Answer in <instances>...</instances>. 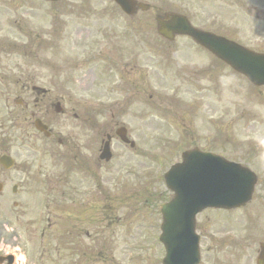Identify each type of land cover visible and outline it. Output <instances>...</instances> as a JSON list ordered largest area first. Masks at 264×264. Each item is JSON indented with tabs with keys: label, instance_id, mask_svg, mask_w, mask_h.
I'll use <instances>...</instances> for the list:
<instances>
[{
	"label": "flooded vegetation",
	"instance_id": "flooded-vegetation-1",
	"mask_svg": "<svg viewBox=\"0 0 264 264\" xmlns=\"http://www.w3.org/2000/svg\"><path fill=\"white\" fill-rule=\"evenodd\" d=\"M150 4L149 10L137 9L131 17L119 14L112 10L106 15L103 22L96 28L82 29L74 37L65 41V70L67 72L79 71L73 77L78 89L85 94L99 96L94 105L83 98L73 105H79V113L74 116L80 119V131L84 141L76 144L72 136H68L64 143L66 149L78 161V167L88 172H98L101 161L96 160V153L100 151L99 137L85 136L91 130L136 127L135 119L144 118V110H135V106L143 105V97L158 82L154 73L159 62L164 57L152 56L161 54L164 49H177L175 54L183 55L187 49L193 47L201 55L207 52L197 46L193 41L154 40L151 36L152 18L166 20L172 13L193 14L196 0H146ZM254 11L260 18L259 32L256 39H264V0H253ZM120 16L123 25L115 24ZM116 19V20H115ZM118 21V20H117ZM122 28L118 34L117 29ZM182 59V57H180ZM191 73L195 78L208 80L214 75L212 61L197 60L193 63ZM182 75H188L189 69L182 68ZM3 80V78L0 77ZM19 87L18 94L32 98L35 108L48 114V107L58 103L54 99L52 83L38 88V74L27 66L19 67L16 77ZM63 93L69 95L70 80L63 84ZM104 109L108 111L104 112ZM66 112L68 110H65ZM44 118V117H43ZM141 127H147L144 122ZM78 151V153H76ZM91 159L93 164L91 165ZM202 264H254V255L257 249L253 248V240L246 238H233L224 232H203L201 234Z\"/></svg>",
	"mask_w": 264,
	"mask_h": 264
},
{
	"label": "rangeland",
	"instance_id": "rangeland-1",
	"mask_svg": "<svg viewBox=\"0 0 264 264\" xmlns=\"http://www.w3.org/2000/svg\"><path fill=\"white\" fill-rule=\"evenodd\" d=\"M92 7H94L92 5ZM10 18V17H8ZM241 22H243L242 20H240ZM244 23V22H243ZM245 24V23H244ZM246 30V35H249L250 32V28L249 27H245ZM224 77L222 78H217V80H214V87L217 84V81L219 80V82H221L220 80H222ZM229 82H226V84L230 87V88H243L242 85L238 82V80L230 75V79H228ZM231 82V83H230ZM224 84V83H223ZM161 92V94L156 98V101L159 100V98H161L163 96V91H158ZM264 101V95L261 96V98ZM210 106V108H208ZM215 102L213 99L212 104H207L204 105L201 108V111L198 110L197 115L195 117L192 118V120L195 122L196 120L200 119L202 121V123H198L196 125L198 131H202L204 133H207V131H209L207 134L209 135V133L214 134V129H213V125L210 124L213 121H210L208 123H205L203 121V119L209 116H212L215 112ZM210 111L208 114H205L206 112ZM255 110L257 111V116H259V112H261L262 114V119H258V117L253 118L250 117L249 119H245L248 121H251L253 119H256L254 121V125L255 128L254 129H250L248 130L249 133H253L252 135L243 137V135L240 133V137L244 140H248L249 142H252L254 144H258L260 142H264L263 136H264V109L261 106H256ZM176 113H174L172 116H174ZM180 115H182L183 113H178ZM203 116V117H202ZM148 117H149V122L152 123V127L148 128V142L146 143L145 141H141L140 143V148L141 150H139L137 153H133L131 154L130 152L127 151H119L116 152V159L114 160V162L112 164L109 165H102L100 168V172H99V177H110L112 175V173L116 172L119 169H125V167L123 166L126 162L132 161L135 156L140 155L142 151H144L147 147L150 148V158L153 157H161V154L164 152V148L162 147V145L169 147L172 151V156H167V157H163L164 161L162 159L161 162H151L150 160H148V165L149 168L152 172L156 173V172H164L165 170L168 169V167L179 161L180 160V156L181 153L184 149L187 148V146L191 145V144H195V143H199L205 139L206 134H196L195 136L188 138V137H184L180 138L179 137V133L181 131L180 128H178L175 124L174 121L177 120V118L175 117H166V118H162L158 115H154L152 112L148 113ZM233 121H230L231 124L230 126L233 127L234 129L238 130L241 132V128L243 125H245V127L248 126V124H243L241 126V119L239 116H234L232 118ZM7 121V119H6ZM258 121L262 122L261 124H258ZM0 124L1 121H0ZM61 125H62V132H65L67 130H70L66 127V125L61 121ZM8 124H6V135L5 138L9 139L10 135L13 136V138H17L18 140L20 139V135H16L17 129L14 128H7ZM232 128V129H233ZM257 136V138H256ZM261 137V138H258ZM0 138L3 139V137L1 136V132H0ZM200 143V144H201ZM3 144V143H1ZM189 144V145H188ZM38 145L40 148H43L46 145V142L44 140H40L38 142ZM161 145V147H159ZM3 150V148H0V152ZM54 152H52V154H35V159H36V163H35V167L34 169H42L43 172H41L42 174L44 173V170L50 172V173H57V174H62L59 172H55V170H62V166L59 163V157L61 156V149L58 147H54ZM59 152V153H58ZM243 157V155H241ZM250 163H252L254 165V168L258 171V172H264V159L257 157V159H253ZM14 172H10L7 174V176L11 175V178L14 180L13 184H19L23 187H27L25 190L28 192L29 195V187L33 186L35 184L33 177L28 178V176L22 175L20 174L21 172H24L22 170H17V168L14 169ZM109 171H113V172H109ZM113 173V175H114ZM123 173L124 172H118V179L115 181L114 183V188L116 187V184H123L122 183V179H123ZM80 178V177H79ZM77 177V182H80ZM85 183H87V181H84ZM159 184L158 188L159 190L162 189L161 186V179H158L157 181ZM76 184V183H75ZM75 184L72 185L70 187L71 192L73 193L74 198L79 199V193L78 191L85 190V187H75ZM56 186L58 188L63 187L62 189H65L67 192V181L63 182L60 180L56 181ZM75 187V188H74ZM151 188L153 190H149L148 194H151L152 192H154V190H156V184L153 183V185L151 186ZM157 188L156 192H159ZM26 191L24 192L26 194ZM63 191V190H62ZM119 194H117V199L115 201V203L118 201L120 204H117L115 206V208L112 211V215L113 216H118L120 217L119 219H117V221L113 224L112 227H115L117 223H121L122 225H124L123 227H119V228H109L102 233L103 236L100 240V244L103 246V250L104 252L106 251V249L110 246V242H111V233L115 232V236H118L120 232H126L128 233V238H127V244L128 246L126 247L125 245H123L122 242H118V244L115 245V248L118 249L117 253V258L119 260L122 261L123 264H142V262L144 261H148L151 264V260L153 259L155 261L156 264V260L158 257V252L155 250H147V249H143L144 247H136L134 244V238L135 235L140 232L142 229H144L143 227H141L142 225H144L145 223H159L158 219V208L160 205V198H159V193H156L151 199L150 201L147 203L148 206L150 207H144L142 205H140L141 210H139L138 212H136L135 209V204L134 202L130 201V196L128 198V193L125 194V196L123 195V193H125L124 190L119 189ZM35 193V197L38 198L39 196ZM25 194L23 195L24 200L25 199ZM121 194V195H120ZM130 194V191H129ZM30 196V195H29ZM19 197H22L19 196ZM262 199H264V194H262ZM63 201V196L62 198H56V197H52L49 202L52 203L53 206V210L50 208V212L52 214H54V225H53V238H48V243L43 242V246L40 245V241H36L35 240V235L34 232L29 235H23V232L25 231V227L28 226V229L34 230L35 228H32L30 226L32 220L36 219L38 216L40 218L41 214L45 212L44 207L39 205V202L33 201L31 200H27V214H15L13 216V218L9 221L11 223L6 224L4 226V221L0 220V252H4V251H9L11 249V251H15V248L13 247L16 244V239L18 240V244L21 248L25 247V252L28 253V255L26 254V264H56L58 261V256L56 255L54 248H55V243H59L62 244L64 240L69 239V241L72 240L73 235L69 232V235H65L67 234L68 230H65V228L63 227L66 222L70 223V220L67 219L65 215H63L62 213H59L58 209L61 206V202ZM132 208V209H131ZM131 209V210H130ZM262 211V209H261ZM17 215H22V217L20 218V220L18 221V223H16V216ZM39 222V221H38ZM130 228V229H128ZM21 229L23 230L21 232ZM87 229L93 233V232H99L101 230V228H98L97 226H87ZM15 232L19 233V237H16ZM4 239V240H3ZM87 240V239H86ZM91 241V244H95V240H89ZM143 236L140 235L139 236V244L140 246L143 244ZM2 242H4V245H2ZM99 242V239L97 240L96 243ZM49 245H53L52 247H48ZM85 244H88L87 241H85ZM10 245H12V248H9ZM17 248V247H16ZM95 250V249H93ZM21 256L23 259H25V256L23 253H21ZM60 264H63V262H60Z\"/></svg>",
	"mask_w": 264,
	"mask_h": 264
},
{
	"label": "water",
	"instance_id": "water-1",
	"mask_svg": "<svg viewBox=\"0 0 264 264\" xmlns=\"http://www.w3.org/2000/svg\"><path fill=\"white\" fill-rule=\"evenodd\" d=\"M242 57L248 59L247 64H255V67L246 66L244 61L245 70L243 71L253 81H264V71L257 67L259 57L249 53L242 54ZM221 167L214 157L195 152L189 154L184 163L174 167L166 177L168 186L173 188L177 194L176 203L166 207L167 212L171 210L170 220L173 221L172 215L177 207L189 210V215L181 222L185 232L187 229L188 232L193 233L194 216L204 208H235L248 201L251 189L248 188L240 195L238 192L229 191L235 184L233 168L225 166L230 170L229 177H227ZM167 222L166 226L172 225L169 216H167ZM173 255L174 253L170 254V256Z\"/></svg>",
	"mask_w": 264,
	"mask_h": 264
}]
</instances>
